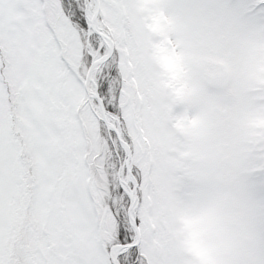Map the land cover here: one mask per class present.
<instances>
[{
  "label": "snow or ice",
  "instance_id": "1",
  "mask_svg": "<svg viewBox=\"0 0 264 264\" xmlns=\"http://www.w3.org/2000/svg\"><path fill=\"white\" fill-rule=\"evenodd\" d=\"M0 264H264V0H0Z\"/></svg>",
  "mask_w": 264,
  "mask_h": 264
}]
</instances>
